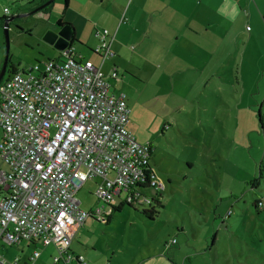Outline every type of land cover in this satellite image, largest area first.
I'll return each mask as SVG.
<instances>
[{"label":"rangeland","instance_id":"1","mask_svg":"<svg viewBox=\"0 0 264 264\" xmlns=\"http://www.w3.org/2000/svg\"><path fill=\"white\" fill-rule=\"evenodd\" d=\"M47 1L0 0L1 61L6 52L4 17L27 14ZM65 7V0H53L45 11L10 22L9 68L62 61L60 51L47 37L54 29L60 30L56 21ZM261 20L254 28L246 23L237 43L225 36L229 32L218 31L216 52L199 49L194 63L188 65L178 59L185 57L187 47H174L164 56L167 50L158 46L150 54L135 43L117 48V38L111 46L114 56L103 63L93 49L79 43L74 46L108 77L112 65L117 67L119 78L109 80L110 92L125 95L130 131L137 142L153 149L150 164L158 188L140 189L139 202L143 196L155 197L157 190L163 202L151 219L143 213L144 206L123 204L126 192L111 204L97 201V180L87 181L76 193L79 207L87 213L102 208L104 219L90 216L86 227H80L72 247L75 253H80L79 246L92 243L83 252L88 250L102 264H174V260L190 264L189 258L192 264H264V209L254 206L264 194V18ZM220 25L227 28L230 23ZM234 27L239 30L241 25L236 22ZM227 57L231 62L218 69ZM197 72L199 78L192 76ZM174 239L176 243L171 245ZM7 246L0 247L6 263L20 258L19 264H27L36 251L41 254L36 264H53L55 258L61 261L55 245L47 247L31 240L30 244L23 241Z\"/></svg>","mask_w":264,"mask_h":264},{"label":"built area","instance_id":"2","mask_svg":"<svg viewBox=\"0 0 264 264\" xmlns=\"http://www.w3.org/2000/svg\"><path fill=\"white\" fill-rule=\"evenodd\" d=\"M107 35L97 32L95 52L103 60L113 55ZM64 57L23 69L0 86V157L8 168L0 170V189L12 191L10 198H0V240L8 245L39 240L65 252L73 229L91 216L76 199L86 181L99 179L95 197L110 203L122 192L128 197L154 172L151 146L137 142L128 129L124 95L109 93L92 61L74 59L69 51ZM111 77L118 78L115 70ZM92 215L104 219L101 208ZM67 252L55 262L87 264Z\"/></svg>","mask_w":264,"mask_h":264},{"label":"crops","instance_id":"3","mask_svg":"<svg viewBox=\"0 0 264 264\" xmlns=\"http://www.w3.org/2000/svg\"><path fill=\"white\" fill-rule=\"evenodd\" d=\"M263 3L264 0H69L67 7L61 12L60 17L56 21L58 29H65V33L71 37L68 48L59 50L60 57L63 60L65 58L64 53L69 51V55L74 59L88 60L74 46L79 43L96 50L99 46L97 32L107 30L111 46L113 42H116L117 38H120L116 43L117 48L127 47L135 43L136 46L147 48L150 54L152 52L151 49L158 46L167 50L164 55L166 56L174 47H187L184 52L185 57H179L178 59L185 60L188 65L189 63H194L199 49L216 52V48L219 46L216 42L218 31L229 32L225 36L233 38L231 41L237 43L242 36L241 31L244 30L246 23L250 22L252 28L256 25L260 26L261 17L264 18ZM51 15L52 12L46 15L47 21L51 19ZM228 22L230 25L227 28L220 25L228 24ZM236 22L241 25L239 30L234 27ZM219 29L225 30L221 31ZM54 30L57 32L56 29ZM132 31L137 32V34L131 33ZM231 32H237V34L234 35ZM121 37H125V39ZM220 45L224 46L225 42L223 41ZM92 52L94 53V51ZM74 54L78 57H75ZM95 55L99 58L102 57L98 53H95ZM112 57L105 59L109 60ZM209 60L206 61V64ZM1 62L0 60V69L2 66ZM229 62H231V59L227 57L218 69ZM201 63L202 61L200 60ZM14 68L15 70H21ZM114 68L117 70V67L112 65L111 70ZM185 69H188V67H185ZM194 69L197 70L199 67H194ZM198 73L192 76L199 78L200 75H197ZM4 167L6 169L0 158V170H5ZM95 180L98 181L99 179ZM84 225L86 227L87 220ZM80 232L81 228L77 229L73 235L70 250L72 254L81 255L89 262L91 261L92 264H102L89 255L88 250L83 252V248L93 246L92 243H87L78 248L75 247L78 252L84 255L77 254L72 250L77 238L76 235ZM7 245L2 240L0 241L2 249H6ZM156 256L164 260L163 256ZM0 259L3 258L0 256ZM174 264H177L175 260Z\"/></svg>","mask_w":264,"mask_h":264},{"label":"trees","instance_id":"4","mask_svg":"<svg viewBox=\"0 0 264 264\" xmlns=\"http://www.w3.org/2000/svg\"><path fill=\"white\" fill-rule=\"evenodd\" d=\"M68 2H69V0H65V6L67 7V4H68ZM46 8H49V6H47ZM5 14H8V13H5ZM7 17H4V20L6 19ZM263 19V18H262ZM124 21V20H123ZM10 26V25H9ZM246 29L247 30H250V27L249 26H247L246 27ZM102 31H104V30H102ZM102 31H100V32H102ZM98 40H99V38H98ZM106 41H107V43H108V45L110 46V49H111V40H110V38H109V35H107V37H106ZM100 42V41H99ZM113 54V53H112ZM100 56V55H99ZM112 56H114V54L112 55ZM101 59H102V57H101ZM53 60H55V59H53ZM108 59H104L103 60V63L104 62H106ZM1 64H3V61L1 62ZM8 64H9V60H8ZM9 65H7V69H6V74H5V76L3 77V79L1 80V82H0V86H2V84L5 82V81H7L8 80V78H10V77H12L15 73H17V72H19V71H22L23 69H21V70H15V68L14 67H11V68H9L8 67ZM2 67V66H1ZM30 67V66H29ZM100 72H101V74H102V78H103V81L106 83V84H108V89H109V93L110 94H112L111 92H110V82H109V80H111V79H113L112 77H111V74H110V76L108 77V76H106L104 73H103V71H102V69L100 68V67H96ZM26 69V68H25ZM1 70V69H0ZM112 71V70H111ZM113 95H115V94H113ZM120 95V94H119ZM124 95V94H123ZM124 100H125V102H126V105H127V101H126V97H125V95H124ZM1 102V101H0ZM127 107H128V105H127ZM129 109V108H128ZM129 111H130V109H129ZM130 114V113H129ZM260 122H261V124H263V121L260 119ZM128 124H129V122H128ZM262 127H263V125H262ZM0 130H1V128H0ZM134 136V135H133ZM135 138V137H134ZM2 140H3V132H2V130H1V141H0V143H2ZM141 144V143H140ZM147 145H150V144H147ZM151 146V145H150ZM152 151H153V149H152V147H151V153H150V155L152 156ZM1 158V157H0ZM2 160V159H1ZM2 162H3V164H5L4 163V161L2 160ZM6 166V165H5ZM153 168V167H152ZM2 171H8V168H7V166H6V169L5 170H2ZM152 174H154L155 175V172H148V174H147V178H146V180H145V182H142V183H140V184H137L136 185V187H134L132 190H130L129 192H128V197H127V199L124 201V203L123 204H128L129 206L130 205H132L133 203H137V204H139V205H141V206H144V208L142 209V211H143V213L146 215V216H148L149 218H151V219H154V217L158 214V210L160 209V208H162L163 207V202H162V195H161V193L159 192V190H157V193H156V196L155 197H152V198H147L146 196H143L142 198V202H139V200H140V196H142L141 195V193H140V189H142V188H146V187H150V186H152L151 185V181L154 179L153 177H152ZM156 176V175H155ZM97 184V183H96ZM154 187V186H153ZM253 187H255V186H253ZM156 188V187H155ZM157 189V188H156ZM11 195H12V191L11 190H6V191H3L2 189H0V198H4V199H7V198H10L11 197ZM121 196V195H120ZM264 196V194L263 195H261L259 198H257V200L255 201V203H254V206H255V208L256 209H258V210H261V209H264V201H263V199H262V197ZM128 198H130V200H128ZM98 201V200H97ZM108 204H111V202L110 203H108ZM146 206V207H145ZM115 208V207H114ZM117 210H120V209H117ZM93 213V212H92ZM92 213H90L91 214V217H93V215H92ZM227 217H230V213H228L227 214ZM108 220V218L105 220V221H107ZM73 240V239H72ZM72 240H71V244H70V246H68L67 248H68V250H65V252L64 251H61L60 250V246H57L56 244H54V243H51V244H48V245H44L42 242H40L39 240H32V241H34V242H36L37 244H39V243H42V245H44V246H50V245H55L56 246V248H57V252H58V254L57 255H64L65 253H68L67 251H69V252H71L70 250H71V245H72ZM23 241H26L28 244H30V239L29 240H21L19 243H17V244H20V243H22ZM176 243V240L174 239V240H172L171 241V245H173V244H175ZM16 244V243H15ZM37 252V251H36ZM39 255L37 256V257H34V259H32L31 260V258H29L28 259V263L27 264H36V260L37 259H39L40 258V256H41V254H40V252H37ZM34 255V254H33ZM32 255V256H33ZM74 255V254H73ZM75 256H78V255H75ZM18 260H19V262H18V264L20 263V259L19 258H17ZM0 260H3V259H0ZM189 260V263L190 264H192L191 263V260H190V258L188 259ZM5 261V260H4ZM5 262H7V261H5ZM13 262V261H12ZM12 262H8V263H5V264H10V263H12ZM87 263V262H86ZM53 264H58V263H56V262H54ZM61 264H64V263H61ZM70 264H76L75 262H72V263H70ZM88 264V263H87Z\"/></svg>","mask_w":264,"mask_h":264},{"label":"water","instance_id":"5","mask_svg":"<svg viewBox=\"0 0 264 264\" xmlns=\"http://www.w3.org/2000/svg\"><path fill=\"white\" fill-rule=\"evenodd\" d=\"M52 2H53V0H48L44 4H42L41 6L33 9L32 11H30L27 14L12 16V17L6 18L4 20L3 27H4L6 52H5V58L3 60V64H2V67H1V70H0V82H1V80L3 79V77L6 74V69H7V65H8V59H9V33H8V28H9L10 22L13 21L16 18H21V17L27 16V15L34 14V13L42 10L43 8L49 6ZM47 41L51 45H53L56 49L65 50L70 45L71 37L68 36V34L65 33V29L62 28L58 32H55V31L51 32L49 34V36L47 37Z\"/></svg>","mask_w":264,"mask_h":264},{"label":"clouds","instance_id":"6","mask_svg":"<svg viewBox=\"0 0 264 264\" xmlns=\"http://www.w3.org/2000/svg\"><path fill=\"white\" fill-rule=\"evenodd\" d=\"M111 52H112V51H111ZM94 53H96L95 50H94ZM93 64H94V63H93ZM94 65H95V64H94ZM95 66H96V65H95ZM113 70H115L116 73H117V75H118L117 70H116L115 68H114ZM113 70H112V72H113ZM118 78H119V77H118ZM118 78H116V79H118ZM116 79H115V80H116ZM95 179H97V178H94V179H92V180H95ZM88 181H89V180H88ZM86 182H87V181H86ZM86 182H85V183H86ZM117 197H120V196H117ZM101 209H102V208H101ZM103 216H104V215H103ZM85 222H86V221H85ZM85 222H84V223H85ZM83 225H84V224H83ZM70 253H72V252H70ZM78 256H79V255H78Z\"/></svg>","mask_w":264,"mask_h":264},{"label":"flooded vegetation","instance_id":"7","mask_svg":"<svg viewBox=\"0 0 264 264\" xmlns=\"http://www.w3.org/2000/svg\"><path fill=\"white\" fill-rule=\"evenodd\" d=\"M41 5H42V3H41ZM41 5H40V6H41ZM38 7H39V6H38Z\"/></svg>","mask_w":264,"mask_h":264}]
</instances>
